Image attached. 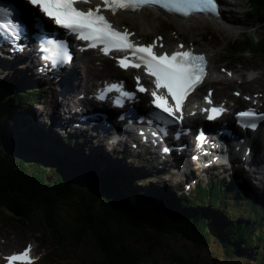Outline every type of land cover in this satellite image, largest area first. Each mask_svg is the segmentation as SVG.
<instances>
[{
    "label": "trees",
    "instance_id": "trees-1",
    "mask_svg": "<svg viewBox=\"0 0 264 264\" xmlns=\"http://www.w3.org/2000/svg\"><path fill=\"white\" fill-rule=\"evenodd\" d=\"M259 2L261 9H264V0ZM257 19L256 23L262 21ZM237 44L244 52L253 49L256 52L264 51V36L258 41L250 36ZM6 132L5 124L3 128L0 121V136L5 137ZM45 173L23 166L11 154L0 155V206L30 219L37 216L36 212L52 218L56 208H67L75 223L71 227H75L73 232L77 240L73 232L71 234L78 246L92 245L100 260L92 262L94 264H143L146 253L136 247L135 237L148 243L158 241V236L167 235L201 243L214 238L231 252L238 253L242 245L246 248L257 245L256 248L260 250L264 242V238H258L257 242L256 232L260 226L256 222L237 221V215L230 213L226 205L210 209L211 205L218 204L204 202L205 207L201 208L200 205L192 206L189 200H183L191 214H174L164 220L158 215L157 205L162 201L161 196L153 198L155 194L150 195L149 191H143L138 196L136 190L125 194L123 189L126 184L119 173L107 172L94 179V176H88L90 183H84L86 187L75 188L64 186L61 180L50 183ZM93 182L99 188L98 195L94 190H88ZM167 214L171 216L170 212ZM251 231H255L252 236ZM255 258L259 259L260 256Z\"/></svg>",
    "mask_w": 264,
    "mask_h": 264
},
{
    "label": "rangeland",
    "instance_id": "rangeland-1",
    "mask_svg": "<svg viewBox=\"0 0 264 264\" xmlns=\"http://www.w3.org/2000/svg\"><path fill=\"white\" fill-rule=\"evenodd\" d=\"M230 12H231V15L227 13V14H224V16L230 17V20H231V17H235V16H236V19L237 17L241 19V16L239 17L237 13L231 10ZM163 17L164 16L160 15L159 16L160 20L165 21L166 24H168L170 27H173L172 29L177 31V35L179 36L180 33L178 32L176 26L170 23L171 21H168L167 18H165L164 20ZM237 23L243 26L245 22L237 20ZM238 24H235V25H238ZM235 25L233 24L234 28L236 27ZM159 27H162V26H159ZM170 27H168L164 31V33H165V37L169 36V38L172 39L174 35H169L167 33ZM244 27H247V25L244 24ZM244 27H241V28L243 29ZM236 28H237L236 33L232 35L229 34V29L226 26L220 27L219 25L215 26L214 24H209V23H207V27L200 26L199 29H195V30H198V36H200L201 38H203L204 35L206 36L205 41L201 40V45L203 46V47L201 46V48L203 49L205 48L209 50L210 52L212 51L211 53L213 56L212 61H214V59L218 57L217 56L218 54L222 56L226 53V49L228 47L227 45L229 44L230 41H233V40L243 41L242 36L238 35L239 28L238 27ZM224 31H227V32H224ZM193 32L195 31L194 30L187 31L184 35L182 34V36L187 37L188 38L187 41H188L190 37L192 36ZM249 32L251 35L254 36V38L260 37L261 35L264 34V30H257V31L251 30ZM234 35H238V36H234ZM152 36H155V34L150 35V38ZM230 50L231 48H229L227 52ZM240 61L242 62L244 61L245 65L235 66L236 68L239 69V68L244 67L245 70L259 68L261 69L262 74H263L264 59L258 60V58H251L249 60L240 59ZM248 63H251V64L247 65ZM246 66H249V67H246ZM262 74L259 78H261V86H264V75ZM19 107H21V102L16 101V102L9 104L7 108H4V107L0 108V115H1L0 121L2 122V126L4 128V124H6L11 130V131L9 130V138H7L6 142L4 143L5 153L15 156V153L17 154L19 151L24 150L26 151V155H29L26 158V160L30 162H35V161L38 162L42 159L46 165L47 164L49 165L47 167L50 170L52 171L54 170V172H57L58 176L64 177L66 174H70L71 172L75 173L76 176L74 177V179L69 178V181L66 182L64 186L70 185V186L76 187L79 185V186L85 187L84 181L85 179L89 181L88 179L89 174H91L92 172L98 173V174H104V173H107L111 169V167H113V168H116L117 171H119L118 173L121 175V180L122 179L124 180V181L122 180L123 183L126 184L128 181L127 185L131 186V187H128V186L125 187L124 185L123 192L125 194H128L130 190L132 189V190L137 191L136 193L138 196H141L143 194V191H140L141 189L140 187H142L144 189H148V191L151 193H155V194L162 196L161 197L162 201H159V204L157 205V207H158V215L162 217L164 220L168 219L169 217H172V215L174 214H177L179 216H185V215L191 214V211H189L190 209L185 204V201H183L177 195L172 194V191H171L172 190L171 188H174L173 182L182 180L183 175L169 176V178L171 179L169 183L167 182L166 178L158 179L156 177L157 175L155 176L151 172H147V174L149 175H145L143 173L145 176H150L149 180H144L143 177L138 172H131L133 175H135V178H132L135 183L133 182L129 183L128 178H131L130 174L124 173L120 168L113 166V165H120V164H119V160H116V161L112 160V158H115V157L110 155L109 147H104V146L100 147L101 150L104 151L106 154H108L110 157L104 155V159H102L103 160L102 163L97 158H94L96 162L91 160L93 163L96 164L93 168H91L89 162L86 161L85 163L79 164L78 166L85 165L87 168L78 167L77 168L78 170H74L71 167L72 166L71 158L63 160V159H60L58 156L57 158L53 157L54 161L50 162L52 160L50 159L48 154L45 153V151L39 145V143L36 140L32 139L30 136L24 137L22 133V128L20 126L16 127L14 125V122L16 120L18 119L19 121L24 120V115L22 114L21 109H17ZM34 110L38 111L37 108H35ZM47 121L48 120L46 119V122ZM0 146H1V143H0ZM59 150L60 149L58 148L56 151V154H59ZM84 159H87V158H84ZM57 162H60L62 166H57ZM64 164H67L69 168L64 169L65 168ZM105 164H109V166ZM45 174L48 175L50 178L49 173H45ZM248 176H251L254 179L253 174H250ZM68 177L70 176L68 175ZM94 178L95 177H93L92 179ZM188 180L190 181V183H183L184 188L187 187V185H191V179L189 178ZM137 183L138 185H136ZM150 184H153V185H150ZM94 186H95L94 192L98 195L99 188L97 187V185H94ZM152 186H155L156 188ZM165 187H167V189H163ZM192 188L193 187L191 186L184 190L191 191ZM230 194L232 193L227 192L225 196L228 197ZM197 197L198 196H195L194 198H197ZM207 200L208 198H206V201ZM190 202L192 203V206L200 205L201 208L205 207L204 203L201 204L200 202H195V201L194 202L190 201ZM139 203L140 201L135 204L138 205ZM225 204L230 212L231 210L237 211L240 208L239 206L234 207V205H230V203L228 202ZM219 206L220 205H211L209 208L212 209L214 207H219ZM182 209H184L185 211H183ZM167 212H170L171 216H169ZM1 217L7 220L12 219V220H8V223L10 226H13L14 228H17L19 230H25L24 226L16 222L17 220L14 219L10 214L3 213ZM58 220H60L61 222H64L65 226H68V227L69 226L71 227V224L73 223V218L71 216H68L66 211H63V213L59 216ZM240 220L242 219L237 218V221H240ZM254 221L256 220L255 219L251 220L250 224H254ZM254 233L255 231H251V236ZM256 234H257V242L259 240L258 238H264V231L260 230V228L258 229V232H256ZM63 235L64 237H68L67 239H65L67 241L64 245H65V249L67 250V254H68L67 257H69V260L65 264H88L86 262L87 261L86 258L89 257V255H93V257L96 256L94 251H90V253H88V248L75 247L74 244L72 243V239H70L72 238V236L68 232L67 234L63 233ZM0 237L7 239L6 246L8 247L11 246V247L21 248L25 245L26 241L28 240V239L23 238V236L20 235L19 233L17 234L7 233L6 230H4V228H2L1 226H0ZM158 239H159L158 241H151L148 243V241L141 242L140 239L135 237L134 242L137 244L136 247L141 248L146 253L145 262L143 264H264L262 261V258H263L262 256H264V242L260 250L259 248H256L257 245L250 246L249 248H246L244 247V245H242L241 249L239 250L240 252L238 253L234 251L231 252L226 247L221 245L222 243H220L219 241L216 242L214 238L207 239V241H204L202 243L199 242L198 240L190 241L189 239L182 238L179 236L177 238L174 235H169V236L167 235V236H161V237L159 236ZM43 247L44 249H42ZM49 251L50 249L41 243L40 252L44 254L45 252L49 253ZM258 251H260V253H257ZM253 253H255L254 257L252 256ZM257 255L260 256L259 259L255 258L257 257ZM50 260H51V256L49 255L43 260V263L53 264V262ZM52 260L57 261L58 259L53 256ZM98 261H100L99 258H98Z\"/></svg>",
    "mask_w": 264,
    "mask_h": 264
},
{
    "label": "snow or ice",
    "instance_id": "snow-or-ice-1",
    "mask_svg": "<svg viewBox=\"0 0 264 264\" xmlns=\"http://www.w3.org/2000/svg\"><path fill=\"white\" fill-rule=\"evenodd\" d=\"M32 8L38 9L39 13L49 18L57 26L70 30L77 39L87 41L90 46L97 44L103 46L104 54L109 50H131L137 54V62L130 65L125 59L118 61L121 68L127 66L139 67L141 64L146 69L148 75L155 77L157 88L167 90L172 97L175 107H165L163 97L152 93V103L156 108L162 109L168 116H173L174 112H179L181 103L185 97L198 85L204 76L205 61L203 56L193 55L190 52H178L168 55H155L152 46L134 47L128 42V33H121L113 29L106 18L100 14V8L89 9L88 11L78 10L76 3H89L90 0H26ZM105 10L115 14L121 9H138L140 6H159L166 11L180 12L188 16L193 11L209 13L214 17L218 16L217 0H102ZM35 15V13H32ZM13 12L5 7H0V28L4 24L11 25ZM42 23V21H41ZM13 39L20 38L19 30L11 34ZM137 83L139 78L137 77ZM138 91L144 92L143 87H138ZM128 98H132V93H123ZM99 96L98 99H103ZM247 99V97H246ZM208 119H215L223 110L211 108ZM238 116L248 123L243 127L255 128L257 119L264 120V114H257L252 110L242 111ZM151 123V121H149ZM201 139L203 137L201 136ZM195 158V157H194ZM8 264H32L29 257V249L22 253L6 257Z\"/></svg>",
    "mask_w": 264,
    "mask_h": 264
},
{
    "label": "bare ground",
    "instance_id": "bare-ground-1",
    "mask_svg": "<svg viewBox=\"0 0 264 264\" xmlns=\"http://www.w3.org/2000/svg\"><path fill=\"white\" fill-rule=\"evenodd\" d=\"M228 4H229V2L227 0H221V8H222L221 18L217 19V20H213V21L216 24V26L217 25H219L220 27L226 26L229 29V34L232 35V34H235L236 31H237V28H236L237 25H235V24H238L237 20L238 21H244V22H245V20H244L243 16H241V19H239L238 17L236 19V16L235 17H231V20H230V17L224 16V11H229ZM164 16L167 18L168 21H171V23H173L177 27V30L180 33L179 36H180L181 40L183 39L181 37L182 34L184 35L187 31H193V30L195 31V32L192 33V36L190 35L191 37L188 40V43L186 44V46H188V47L189 46H193L195 50L198 49L200 52L210 53V51L201 48V44L199 42L200 39L198 40L197 37H196V35L198 36V30H195V29H199L200 26L207 27V23H209V22L212 23L213 22L210 18H205V17L200 16V15H195V16L190 17V19H188V20H184V19H181V18L176 17V16H169V15H166V14H164ZM113 20H114L115 24L117 26H119V27H122L124 25L123 22L130 23V25H132L134 28L141 29V34L150 33V31L156 32L158 30V26L160 24L158 22L159 18H158V15H157V11L155 12L154 10H148V9H142L139 12H135V13H129V12L119 13L116 17L113 18ZM233 24L236 26L235 28L233 27ZM133 30H135V29H133ZM181 40H179V41L182 42ZM166 43H167L168 47H165V49H169L170 51L178 50V44H173L172 45V44L169 43L168 39H166ZM211 53H212V51H211ZM92 57H95V55H92ZM13 67L16 68V65H14ZM89 73L91 75V76L88 77V81H87V83L89 85L90 84L91 85L94 84L95 77L98 76V75L104 74V75H106L108 77L109 80H113L114 78L118 77V73L114 72L111 68H107L106 66L102 69V72L100 71V69H98L96 67H93L90 70ZM235 74H237V73H235ZM74 75H75V73H74ZM263 75H264V73H263ZM219 76L224 78V76H222V75H219ZM257 78H259V77H257ZM212 81H216V79L212 80ZM212 81L208 82V84H207V80L204 81V82L208 86H212ZM235 83H236L235 82V78L233 80H231L229 77H225V82H224V88L223 89L225 90L228 87L234 86ZM248 84H250V82ZM258 86L260 87V85H258ZM257 93H259V92H257ZM245 95L251 96L250 94H247V93H245ZM75 98L76 97L74 96V99ZM253 101L250 104L251 106H253ZM258 101H259V104H261L263 102L262 98L260 100H258ZM236 102L239 103V102H243V101L242 100H238ZM54 103L56 105L58 102L54 101ZM240 105H246V103H242ZM85 108L89 109V104H87L84 107V109ZM73 115L77 116L78 114H74L73 113ZM200 120H201V117L198 116L196 118H193L191 120V123L199 124ZM61 134H62V131H60V135H59V132H58L59 136H61ZM259 138H261L262 141H258L257 150H263L264 151V136L263 137H259ZM59 142H61V141H59ZM64 143L67 146H71L72 145L71 142H68V143L64 142ZM69 152H72V149ZM185 152H186V155H185ZM185 152H184V158L187 160V163L190 166L189 168L192 169L191 162L188 159V154L190 153V147H188V150H185ZM229 158H232V155H229ZM262 161H264V158H262ZM136 166L138 167L137 163H136ZM139 169H141V168H139ZM259 171L260 172L264 171V167H261L259 169Z\"/></svg>",
    "mask_w": 264,
    "mask_h": 264
}]
</instances>
